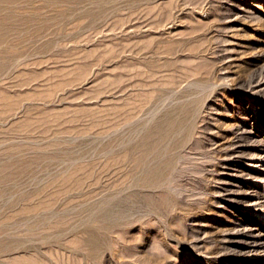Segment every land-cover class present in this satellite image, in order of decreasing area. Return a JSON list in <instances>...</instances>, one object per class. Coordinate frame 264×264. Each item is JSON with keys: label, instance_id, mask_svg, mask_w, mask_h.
I'll return each instance as SVG.
<instances>
[{"label": "rangeland", "instance_id": "1", "mask_svg": "<svg viewBox=\"0 0 264 264\" xmlns=\"http://www.w3.org/2000/svg\"><path fill=\"white\" fill-rule=\"evenodd\" d=\"M263 64L264 0H0V264H264Z\"/></svg>", "mask_w": 264, "mask_h": 264}, {"label": "bare ground", "instance_id": "2", "mask_svg": "<svg viewBox=\"0 0 264 264\" xmlns=\"http://www.w3.org/2000/svg\"><path fill=\"white\" fill-rule=\"evenodd\" d=\"M261 54V53H260ZM227 68V67H226ZM225 69V68H224ZM226 70V69H225ZM255 72V71H254ZM219 77V76H218ZM248 85L249 87H258V92L261 93V94H264V64L255 72L253 73V75L251 76V79L248 81ZM247 85V86H248ZM243 87V86H242ZM255 87V88H256ZM249 89V88H248ZM257 89V88H256ZM253 91V90H252ZM254 92V91H253ZM257 106V105H256ZM258 113V112H257ZM260 119L261 121H263L264 123V114L261 112V116H260ZM247 121V120H246ZM248 124V123H247ZM247 124H244L240 129H239V132H237L236 130V135L235 137L238 139L236 142H234V144H237L238 146L237 149L234 151V153H243L246 149L242 148V143H243V140H245L247 137H248V134L249 133H252V131H255L257 132L258 135H260V131L259 130H256L253 128L254 127H248ZM238 127V125H237ZM241 130V131H240ZM232 137V136H231ZM263 137V136H262ZM230 138V137H229ZM227 139V138H226ZM234 139V138H233ZM229 140V139H228ZM249 140V138H248ZM235 141V140H234ZM250 141V140H249ZM248 141V142H249ZM257 141V140H256ZM259 141V140H258ZM225 142V141H224ZM229 142V141H228ZM242 142V143H241ZM245 142V141H244ZM259 142H262V145H263V149L261 151H254V152H257L255 154L256 157H259V158H264V140H260ZM258 142V143H259ZM228 146V144H227ZM231 146V145H230ZM221 148V147H220ZM225 148V147H224ZM230 148V147H229ZM232 148V147H231ZM230 148V149H231ZM250 148V147H249ZM256 149V148H254ZM253 149V150H254ZM225 150V149H224ZM228 151V150H227ZM250 153V152H249ZM248 153V154H249ZM253 153V152H252ZM237 154V155H238ZM251 154V153H250ZM228 155V154H227ZM234 155V154H233ZM232 155V156H233ZM229 157V156H228ZM254 157V156H252ZM264 160V159H263ZM234 173V172H233ZM243 173V172H242ZM248 174V173H247ZM253 176L255 177V175L253 174ZM247 177V176H246ZM251 177V176H250ZM258 177V176H257ZM226 181V180H225ZM227 183H228V180H227ZM254 186H250L249 189H253ZM226 189V188H225ZM240 189V188H239ZM242 190V189H241ZM256 190V189H254ZM253 190V191H254ZM231 192V191H230ZM229 192V193H230ZM238 193V192H236ZM240 193V192H239ZM243 193V192H242ZM243 196H238L236 198H240L242 201H247L248 203H253V206L259 208L258 212H264V193H260V192H255V194L251 195V191L250 193L251 194H242ZM254 193V192H253ZM226 198V196H225ZM239 199V200H240ZM231 201V198L229 199ZM238 200V201H239ZM241 201V202H242ZM226 208V207H225ZM234 208V207H233ZM232 209V208H231ZM239 218V217H238ZM257 231H256V230ZM231 229L229 228L227 231L229 232ZM233 231L230 232V237L229 238V241L230 242H235L237 244H240V243H243L246 247V249L249 250V253L250 252H253L256 254L259 253V252H262L264 251V226H261V227H257L256 225L255 226H251V225H246L245 227H238V225H235L232 229ZM227 236V235H226ZM225 238V237H224ZM228 245V244H227ZM228 248V247H227ZM230 250V249H229ZM231 251V250H230ZM247 252V250L245 251Z\"/></svg>", "mask_w": 264, "mask_h": 264}]
</instances>
